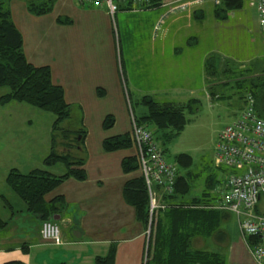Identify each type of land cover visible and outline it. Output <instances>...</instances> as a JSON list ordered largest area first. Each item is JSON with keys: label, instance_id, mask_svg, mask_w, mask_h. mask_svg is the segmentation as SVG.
I'll return each mask as SVG.
<instances>
[{"label": "crops", "instance_id": "1", "mask_svg": "<svg viewBox=\"0 0 264 264\" xmlns=\"http://www.w3.org/2000/svg\"><path fill=\"white\" fill-rule=\"evenodd\" d=\"M32 1L48 3L51 8L44 14H32L28 10ZM157 1L167 4L177 0ZM1 3L22 35L27 61L48 66L52 81L63 88L66 102L78 108L72 116L77 117L75 128L82 129L84 137L78 145L64 147L61 154L71 153L73 148L75 155H71L83 161L86 176L83 180L65 179L46 195L47 199L61 196L64 204L53 218L60 242L44 240L41 220L25 211L24 203L6 186L5 178L11 169L27 173L45 168L43 159L50 152L52 131L50 144H45L40 156L31 152L32 143L23 144L22 150L18 135L9 142L0 140V215L8 222L0 231V264H95V259L106 256L111 248L115 250L114 264H143L148 248L147 225L136 218L134 209L122 198L124 183L139 171L123 173L121 161L135 155L136 149L132 145L105 151L102 141L130 132L133 114L139 116L145 111L138 104L143 96L180 103L189 95L203 93L206 54L190 42L186 44L188 37L184 34L192 33L197 41L204 38L201 22L207 11L213 16V8L203 3L168 16L162 25L165 35L153 39L152 29L164 7L142 12L119 10L112 21L104 9L82 6L76 0ZM180 80L190 82L182 85ZM17 104L21 103L0 104V128L6 132L13 130L19 119L30 122L19 114ZM106 115H113L115 120L108 129L102 127ZM12 154L17 158H11ZM190 166L180 172L191 185L182 200L201 194L208 184L209 175L202 180ZM53 167L48 168L52 173ZM176 218L170 216V220ZM22 244L27 246L26 251ZM190 248L216 252L224 264H257L248 241L240 237L234 215L222 221L214 233L193 236Z\"/></svg>", "mask_w": 264, "mask_h": 264}, {"label": "trees", "instance_id": "2", "mask_svg": "<svg viewBox=\"0 0 264 264\" xmlns=\"http://www.w3.org/2000/svg\"><path fill=\"white\" fill-rule=\"evenodd\" d=\"M241 5L242 0H221V4L213 8V14L217 19H223L228 12ZM50 8L48 3L38 4L33 1L28 3V10L35 15L44 14ZM22 45V35L0 0V89H6V92L0 95V104L14 101L49 112L54 116L50 152L43 159L45 168L33 169L27 173L11 169L5 178V183L24 203L26 212L37 216L41 221H53L54 216L63 207V197L47 199L46 195L65 179L73 177L83 180L86 176L81 159L73 158L68 152L62 154L56 152L55 133L59 132L66 140L64 146L70 148L72 143L78 145L80 140L82 141L84 131L74 126L61 127V123L71 117V106L65 100L63 88L52 81L48 66H35L27 61ZM254 87L258 88L257 84ZM260 91L261 93L255 94V91L251 89L249 94L254 99L256 113L264 117V86ZM194 102L198 101L192 99L178 105L171 102H158L151 97L143 96L138 104L144 106L145 111L139 116L133 114V118L136 123L147 125L153 130L155 139L160 142L163 151L166 152V145L183 129L186 123L185 112L192 109ZM114 121L113 115H106L102 121V127L111 128ZM133 144L130 132L102 141L105 151L126 149ZM173 161L182 168L192 163L190 155L186 153L175 155ZM57 164L64 167L62 174L58 175L49 171V167ZM139 167L136 154L124 157L121 161V169L125 174L137 172ZM207 182L201 194L189 200H182L181 197L190 191L191 185L183 175L177 174L173 193L162 198L167 202V207L165 210H158L152 221L147 250L148 259L145 264H224L223 257L216 252L190 248V240L193 236L214 233L220 223L232 215L227 211L206 207L211 200L210 190L215 184V176L209 175ZM122 198L134 209L136 218L146 224L148 195L140 172L124 183ZM172 214L178 218L170 220ZM7 225L8 222L0 215V231ZM247 241L248 244H253L256 238L249 237ZM26 248L27 246L22 244L24 251ZM114 259L115 250L111 248L106 256L97 257L95 264H114ZM4 264L25 263L8 261Z\"/></svg>", "mask_w": 264, "mask_h": 264}, {"label": "rangeland", "instance_id": "3", "mask_svg": "<svg viewBox=\"0 0 264 264\" xmlns=\"http://www.w3.org/2000/svg\"><path fill=\"white\" fill-rule=\"evenodd\" d=\"M208 4L212 8L215 7L211 3ZM187 11L189 10L166 13L164 9L161 13H164V16L160 23V29L157 31L154 28L152 29V38L156 39L165 35L166 30H164L162 25L168 16L179 15ZM256 16V1L242 0L241 7L228 12L223 19H217L214 14L212 16L207 11L201 22L204 24L206 32L204 38H199L197 41L195 40L197 39L196 36H193L192 33L184 34V37H188L186 44L190 42V45L199 51H205L206 63H204L203 69L205 80H207L204 84L203 93L189 95V97L185 98V101L180 103L171 102L179 105L185 104L192 99L198 101L194 102L191 110L185 112L186 123L181 132L175 135L166 145L165 157L173 161L177 154L186 153L190 155L192 173L198 174L202 180L208 175L216 176L221 173L215 161V144L218 134L236 118L239 111L244 107L245 95L251 89L255 91V94H259L261 93V87L264 86V41L258 28ZM211 66L213 67L211 68ZM181 81L178 83L181 84ZM189 82L183 83L182 81V85H186ZM255 84H257L258 88L254 87ZM2 92H6V89L1 88L0 93ZM207 96H210V98H207ZM17 105H20L18 106L20 111H16H19V114L24 115L30 122L25 123L22 118L19 119L13 130L6 129V132L4 128H0V140L9 142L14 136L18 135L21 137V143L18 145L21 149L23 144L32 143L30 146L31 152L33 155L40 156L46 150L45 144H50V132L54 116L49 112L26 104ZM76 109L78 108L75 106L70 108L71 116L76 114L74 112ZM75 117L72 116L63 121L61 127L72 128L74 126L75 128L77 126L75 125L77 124L76 120H78ZM65 141L59 132L55 133V150L58 154H61L62 149H64ZM71 150V153L75 155L73 148ZM22 152H15L14 155L22 154ZM68 153L71 155L70 152ZM14 155L12 154L11 158H17ZM176 165L178 166L177 174H180L182 167L180 168L178 164ZM63 169L61 164H57L51 170L56 174H60ZM213 187L214 185L211 188ZM165 208L163 209L165 210ZM147 217L146 225L148 228L149 218L151 217L149 215V205ZM44 221H41V225ZM51 222L54 223V221ZM146 249L148 250L147 246ZM147 250L144 253L143 264L148 259Z\"/></svg>", "mask_w": 264, "mask_h": 264}, {"label": "built area", "instance_id": "4", "mask_svg": "<svg viewBox=\"0 0 264 264\" xmlns=\"http://www.w3.org/2000/svg\"><path fill=\"white\" fill-rule=\"evenodd\" d=\"M76 1L82 6L104 9L112 21L119 10L142 12L164 7L166 13H177L203 3L221 4V0H177L167 4L157 0ZM255 1L258 28L264 41V0ZM163 16L164 13L159 16L154 30L160 29ZM244 101L236 118L218 134L215 161L221 173L215 176L211 200L206 207L234 215L240 237L246 241L249 237L256 238L255 243L249 244L250 252L257 264H264V117L256 113L251 94ZM130 133L148 195L151 216L145 232L148 244L156 213L168 205L162 198L174 191L178 166L165 157L149 126L136 123L132 117ZM40 233L43 239L60 242L58 227L49 220L42 223Z\"/></svg>", "mask_w": 264, "mask_h": 264}]
</instances>
